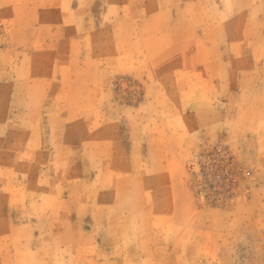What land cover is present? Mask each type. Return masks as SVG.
Here are the masks:
<instances>
[{"label":"rangeland","instance_id":"374dc122","mask_svg":"<svg viewBox=\"0 0 264 264\" xmlns=\"http://www.w3.org/2000/svg\"><path fill=\"white\" fill-rule=\"evenodd\" d=\"M219 144L244 176L217 196L196 165ZM15 248L264 264V0H0V255Z\"/></svg>","mask_w":264,"mask_h":264},{"label":"built area","instance_id":"2783aa9c","mask_svg":"<svg viewBox=\"0 0 264 264\" xmlns=\"http://www.w3.org/2000/svg\"><path fill=\"white\" fill-rule=\"evenodd\" d=\"M196 167V187L217 196L235 191L233 188L236 182L244 176L243 169L236 164L233 155L223 144L216 145L201 155Z\"/></svg>","mask_w":264,"mask_h":264},{"label":"crops","instance_id":"0c3cea01","mask_svg":"<svg viewBox=\"0 0 264 264\" xmlns=\"http://www.w3.org/2000/svg\"><path fill=\"white\" fill-rule=\"evenodd\" d=\"M164 173H165V175L169 176L170 171L164 172ZM175 235H177V234H175ZM142 241H145V240L143 239ZM15 251H17V248H15ZM140 251L142 253L146 252L145 250H140ZM22 258H23V255L21 254V252L19 253L18 251L14 252V257L12 260H10L9 258H4L3 255L1 254L0 255V264H31L32 263L31 262V255H30V258H29V255H26V258L24 261L22 260Z\"/></svg>","mask_w":264,"mask_h":264}]
</instances>
